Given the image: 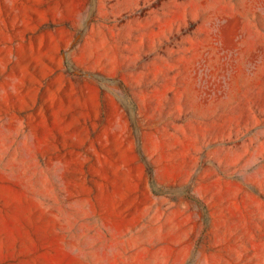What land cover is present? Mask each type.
<instances>
[{
  "label": "rangeland",
  "instance_id": "374dc122",
  "mask_svg": "<svg viewBox=\"0 0 264 264\" xmlns=\"http://www.w3.org/2000/svg\"><path fill=\"white\" fill-rule=\"evenodd\" d=\"M0 264H264V0H0Z\"/></svg>",
  "mask_w": 264,
  "mask_h": 264
}]
</instances>
